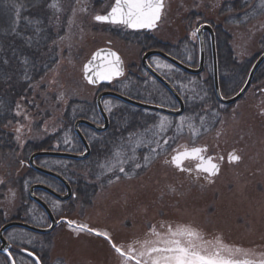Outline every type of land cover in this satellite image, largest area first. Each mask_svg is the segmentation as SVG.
Returning <instances> with one entry per match:
<instances>
[{"label": "rangeland", "instance_id": "374dc122", "mask_svg": "<svg viewBox=\"0 0 264 264\" xmlns=\"http://www.w3.org/2000/svg\"><path fill=\"white\" fill-rule=\"evenodd\" d=\"M234 1L165 0V10L159 27L162 40H171L165 33L170 28L174 32L175 27L171 25V20L178 8H185L184 12L178 11L177 17L184 20L190 35L188 43L192 41L196 48L192 52L193 55L185 50L183 59L189 65L198 67V38H193L191 32L201 24L207 23V19L202 16L204 10ZM113 4L114 0L71 2L69 13L67 12L65 19L60 21L59 26L64 29L58 30L59 36L52 47V57H55L53 69L16 101L12 113L9 107L0 111L13 115L6 129L13 135L16 144L14 151L0 153V227L20 215L24 205L21 181L25 182L24 191L27 195L32 185L42 181L37 178L26 181V177H30L28 161L31 155H26L29 144L41 143L50 137H61L62 147L69 152H75L72 135L74 123L85 113L83 105H86V110L89 111V105L96 101L99 93L98 88L90 86L84 79V65L97 50L110 48L118 52L126 69L131 75L139 78L128 81L129 87L123 85L127 84V80L121 82L123 93L140 97L150 104L178 108V104L167 96L153 79H147L145 87L143 83H139L142 77L147 76L141 69L142 58L147 50L111 34V30L121 31L123 27L103 24L94 19L98 14L109 12ZM182 13L184 14L181 15ZM177 26L179 28L178 24ZM222 28L231 36V47L238 64L243 65L255 60L252 68L258 56L264 52V16L252 18L245 25L225 23ZM175 45L179 46V42ZM207 49L210 52L209 45ZM150 63L157 72L179 88L185 101L192 96L201 97L202 94L208 93L205 86L209 78V90L215 92L210 61L209 73L198 77H186L183 72L158 57H153ZM250 70L243 76L240 87L232 95L224 94L226 97L234 96L240 91L248 79ZM111 88L116 89V85ZM201 102L202 99L199 104ZM106 103L111 107V111L106 110L109 114L115 110H124L116 101L108 99ZM215 108L216 106L207 103L202 109L203 113H206ZM225 110L218 124L208 134L191 124L195 132L199 133L195 134L188 128L187 120L182 131L177 133L180 121L176 122L162 114H159L160 117L155 118L154 123L146 130L129 134L122 141V149H116L112 151V156L102 159V165L108 160L116 165L113 171L98 168L95 181L90 179V171L80 173L86 182L99 185L97 196L90 207H83L79 203L71 207L46 194L40 196L51 206L57 218L107 231L117 245L126 247L133 240L152 238L148 236L151 227L158 232H164L169 225H189L198 229L205 240L214 241L216 237H220L224 244L249 251L251 255L247 258L260 260L264 258V76L258 79L255 77L253 85L243 98ZM69 112L72 115L70 125L66 119ZM164 117L170 122V126L166 131L159 132L155 126L159 125ZM98 120V123L102 122L101 118ZM17 128H20L21 132L18 133ZM149 129L151 131H148ZM18 135L19 140L16 138ZM130 136L133 140L140 137L145 141L156 139L160 141L161 146L157 147L153 143L137 148L136 161L129 160L124 164L123 166L128 168L126 174L122 173L117 180L116 177L112 178L115 171L119 172L114 154L119 150L126 154L124 158L133 155V144L128 142ZM173 136H176L174 141L163 143L164 139ZM182 145L204 146L209 155L224 156L222 170L213 183L204 185L202 181H194L180 174L173 165L165 163L175 154L172 149L182 150ZM151 149H156L155 153ZM144 150L146 152H143ZM231 152L237 153L241 159L230 163L228 153ZM144 156H150V159L145 161ZM135 162H139L142 167L136 168L137 174L127 176L128 170L133 168L130 166ZM41 165L49 170L61 171L64 168L61 162L43 161ZM44 182L59 192H65L64 187L54 180L47 179ZM36 208L33 204L30 212L21 215V220L26 222ZM32 223L40 227L50 225L44 213L41 221L38 218L32 220ZM74 229L75 225L62 223L51 234L53 245L49 252V264H121L122 258L104 237L87 232L78 234ZM7 239L17 248L36 247L39 242L43 243L42 240L18 229L10 230ZM41 253V256L45 255L43 251ZM18 264L32 263L19 257Z\"/></svg>", "mask_w": 264, "mask_h": 264}, {"label": "trees", "instance_id": "16d2710c", "mask_svg": "<svg viewBox=\"0 0 264 264\" xmlns=\"http://www.w3.org/2000/svg\"><path fill=\"white\" fill-rule=\"evenodd\" d=\"M73 1L74 0H0V111L2 108L9 107L12 113V108L16 101L21 98L32 85L42 80L47 73L53 69L55 57H52V47L59 36L58 30L63 31L64 29V27L59 26L60 21L65 19L69 11V4ZM53 3H56L58 6L55 8L51 7ZM259 5L260 0H235L234 2L225 3L219 7L212 6L210 8L211 10H204V13L202 12V16L207 19L206 22L216 27L218 55L221 63V87L223 93L226 95H232L240 87L243 76L248 74L255 60L248 61L243 65L238 64L231 47V36L222 28V25L225 23L231 25H245L248 24L252 18L255 19L264 16V9H261ZM17 7L20 9L18 22L16 19ZM184 10L185 8H178L171 20V25L175 27L174 32H172V28H170L167 29L165 33L171 40H162L160 31H158L156 35H152L127 32L123 29L121 31L111 30V34L127 43L140 46L144 50L160 49L179 59L181 62L188 64L183 59V52L188 50L187 52L193 55L192 52L195 50L196 46L192 41L188 43V41H190L189 30L186 28L184 20L177 17L179 14L178 11L184 12ZM183 14L184 13L181 15ZM60 15L62 16L60 17ZM37 21H39V23H37ZM178 42L179 46L175 45L176 43L178 44ZM5 61H7V63H5ZM25 61H27V63H25ZM184 75L189 77L186 74ZM262 76H264V65L259 70L256 77L258 79ZM133 78L137 77L130 75L127 78V87H129L128 83L133 81ZM210 81L211 79L209 78L207 81L208 84L205 86L209 91L208 93H205V95L202 94L201 98L198 95L199 98L197 96H192L191 99L186 101L187 108L183 116L185 120L193 124V126H196L199 130H203L205 134H208V132L210 133V131L215 128L221 115L226 112L224 109H228L215 101L213 92L209 90ZM139 83L142 84V80ZM124 86L126 85L124 84ZM176 88L180 92L177 86ZM116 90L122 92L119 83L116 85ZM132 98L142 100L140 97ZM201 99L202 102L199 104ZM207 103L216 106V108L203 113V105ZM119 104L123 106L124 110H115L112 112L111 119L113 125L105 135L91 142L92 155L88 160L72 161L46 158L38 160L40 165L43 161L61 162L63 164L64 168L61 169V171H53L65 177L74 188V197L64 204L73 207L75 204L79 203L83 207H90L97 196L99 185L86 182L80 173L90 171V179H93V181L97 180L98 173L95 172L101 165L100 161L108 156H112V151L122 149L124 145L122 141L129 134L136 132L140 133L144 129L146 130L154 123L153 121L155 118L160 117L159 114L156 113L146 112L122 103ZM93 108H95L94 103L90 104L88 107L89 110ZM12 119V114H3V112H0V153L2 154L9 153L15 149L16 144L13 135L6 129L8 123ZM66 119L68 125H70L72 123V115L70 112ZM171 119L178 122L181 118ZM72 135L75 150L81 147V143L78 141L73 131ZM200 136H202V134ZM57 138L50 137L41 143L29 144L26 155H32L37 151L50 148L67 151L62 147L60 142L61 137ZM56 139L58 141H56ZM143 152H146V150ZM130 167L133 168L128 170L129 174H127V176L129 175L132 177L133 174H137L138 170L134 165ZM101 169L104 171V168H100V170ZM125 169L127 170L128 168ZM121 175L122 173L115 171L112 178ZM31 178L40 179L42 180L40 181L41 183L48 185V183L44 182L48 178L43 177L33 170L30 171V177H26V181H30ZM104 181L107 182L106 180ZM21 182L23 183L21 190L24 205L19 212L20 215L15 219L19 221L21 220V215L30 212L34 204L24 191V180ZM42 217L43 211L37 206L36 210L30 213L29 219L26 222L34 224L32 220H37L39 218L41 221ZM1 222L2 221H0V223ZM27 234L42 240L43 243L39 242L36 244V247H16L13 254L16 264H18L19 257L25 258L32 264H35L33 260L24 253V249L37 255L43 264H49V252L53 245L52 236ZM41 251H43L45 255L41 256ZM0 264H10V261L7 257L0 256ZM59 264H62V262H59Z\"/></svg>", "mask_w": 264, "mask_h": 264}, {"label": "snow or ice", "instance_id": "6c2138e0", "mask_svg": "<svg viewBox=\"0 0 264 264\" xmlns=\"http://www.w3.org/2000/svg\"><path fill=\"white\" fill-rule=\"evenodd\" d=\"M57 6L56 3L51 5L53 8ZM259 6L261 9H264V0H260ZM164 8V0H114V4L111 6L109 12L103 15L98 14L94 19L100 23L121 25L132 30H152L157 27L158 22L161 20ZM19 17L20 9L17 7V22L19 21ZM199 31L200 27H197L191 32V36L196 38ZM189 59H191L190 56ZM167 67H171V65H167ZM84 72L89 83L95 84L97 81L111 82L124 75L123 61L118 53L101 49L94 53L92 59L84 66ZM88 73H93V75H88ZM105 108L111 111V107L107 103L105 104ZM184 125L185 119L181 117L180 123L177 126V133L182 131ZM168 126H170V122L164 117L160 120L159 125L155 127H158L159 132H164ZM188 128L195 132L191 123L188 124ZM16 131L19 133L21 129L17 128ZM148 131H151V129ZM158 134L154 133V135ZM195 134L198 135L199 133L195 132ZM16 138L19 140V135ZM175 139L176 136H173L164 139L163 143L168 144L169 140L174 141ZM128 142L133 144V155L131 157L124 158L126 154L119 150L114 154L119 165L118 171L125 174L126 169L123 165L128 163L129 160L136 161L137 148L142 145L149 146L153 143L157 147L161 146L159 140L145 141L142 137L133 140L130 136ZM181 148L182 150L173 148L172 150L175 154L172 155L171 160H166L165 163L173 165L179 171L191 173L193 169L184 167V162L194 160L196 161L194 171L197 173V179H199V174L201 173L207 174L206 178L209 179L219 174L221 165L217 161L224 160L223 156L214 157L207 155L208 150L204 146L189 147L182 145ZM151 151L155 153L156 149H151ZM143 158L145 161H148L150 156H144ZM240 159L241 157L235 153H230L228 157L230 163L239 161ZM101 167L106 168L108 171H113L116 165L108 160ZM134 167L139 169L142 165L139 162H135ZM116 178L118 180L120 177L117 176ZM67 223L70 226L75 225L74 230L78 234L80 232H87L104 237L111 248L122 258L121 264H264V258L260 260L249 259L247 258L251 255L249 251L224 244L220 237H216L214 241L205 240L198 229L189 225H177L175 227L169 225L164 232H158L154 227H151L148 236L152 238L146 237L143 240H133L125 247L117 245L107 231L89 227L87 224H77L71 220L67 221ZM25 251L27 250L25 249ZM11 255L9 253V256ZM28 255L32 256L34 253L29 252ZM12 264H15L14 260Z\"/></svg>", "mask_w": 264, "mask_h": 264}, {"label": "water", "instance_id": "95a60500", "mask_svg": "<svg viewBox=\"0 0 264 264\" xmlns=\"http://www.w3.org/2000/svg\"><path fill=\"white\" fill-rule=\"evenodd\" d=\"M107 24H109V23H107ZM156 28H154V29H156ZM154 29H152V30L142 29V30H146L148 32H151ZM130 30H132V29H130ZM142 30H133V31H142ZM206 32H209V34L211 36V39H212V54H213V58H214V88H215L216 99L218 100V102H220L223 105L232 106V105L236 104L239 100H241L243 98V96L247 93L249 88L252 86V83L254 81L255 75L257 74V72L259 71L261 66L264 64V53L258 58V60L254 64V66L252 67V69L250 71V74H249V77H248V80H247L246 84L244 85V87L242 88L243 91H240L237 95H235V96H233L231 98L224 97L222 95L221 88H220V82H219L217 50H216V45H215V32H214V29H213V27L211 25L204 24V25L200 26V31L197 34L198 37H199V42H200V66L197 69L189 67V66L183 64L179 60L173 58L172 56L168 55L167 53H165V52H163L161 50L148 51L144 55L143 60H142L143 68L152 77H154L159 83H161L173 95V97L179 103V109L178 110H172V109H168L166 107H162V106H158V105L147 104V103H144V102H140V101L128 98V97L123 96V95H121V94H119L117 92H114V91H105V92L101 93L98 96V98H97L98 110H99V112H100V114H101V116L103 118L104 124L102 126H99V125L91 123V122H89L87 120H78L76 122V124H75V133L77 134V136L79 137L80 141L82 142V144L84 145V148H85V153L84 154H73V153L59 152V151H40V152H37V153L33 154L31 156L30 162H29L30 167L33 168L35 171L43 174V175L49 176V177L59 181L66 188V194H59L56 191H54L53 189H51V188H49L47 186L41 185V184H36V185H34V186H32L30 188V190H29L30 198L39 207H41L42 210L46 213L47 217L50 220V226L48 228H39V227L30 225V224H27V223L21 222V221H11V222H8L7 224H5L2 227V229L0 230V253L1 254H5L9 258L11 264H12V261L14 260L12 255L9 256V253H10V251L12 249V245L9 243V241L5 237V233L9 229L20 228V229H24L26 231H29V232H32V233H35V234L47 235V234H51L52 232H54V230L61 223L67 222V220H57V218L55 217V215H54L53 211L51 210V208L49 207V205L46 202H44L42 199H40L35 194V192L37 190H42V191L47 192L51 196L55 197L56 199L65 202V201H68V200H70L72 198V196H73V188L69 184V182L64 177H62L60 174L55 173V172L50 171V170H47V169H44L42 167H39L36 164V159L37 158H41V157H51V158L68 159V160H75V161H83V160L88 159L90 154H91V149H90L89 143L87 142V139L85 138V136L81 132L80 128H81V126L85 125V126H88V127L92 128V129H94L97 132H105V131H107V129L109 127V117H108V115H107V113H106V111L104 109V106H103V99L106 98V97H110V98H114V99L120 100V101H122V102H124V103H126V104H128L130 106H133V107H136V108H139V109L152 111V112H157V113H161V114L168 115V116L179 117V116L183 115V113L185 112V103H184L183 99L181 98L179 93L174 89V87L167 80H165L157 71H155L150 66V64L148 63V60H149V58H151L153 56H158V57L163 58L164 60L168 61L172 65L176 66L177 68L181 69L182 71H184V72H186L188 74L200 75L204 71V64H205V53L206 52H205V46H204V35L206 34ZM103 49L105 51H108V50L114 51V50L109 49V48H103ZM114 52H116V51H114ZM92 57H91V59H92ZM97 63H99V61H97ZM123 68H124V75H125V65H124V63H123ZM88 75H93V73H88ZM124 75L122 77H124ZM122 77H118L116 79H120ZM84 78H85V80L87 81V83L89 85L95 86V87L99 86L101 84H109V83H111V82L116 80V79H114L111 82H108V81H97L95 84L89 83L85 72H84ZM24 253L27 256H29L32 260H34V262L36 264H42L37 256H35V255L30 256V255H28L29 252H27V251H24Z\"/></svg>", "mask_w": 264, "mask_h": 264}, {"label": "flooded vegetation", "instance_id": "af4514ba", "mask_svg": "<svg viewBox=\"0 0 264 264\" xmlns=\"http://www.w3.org/2000/svg\"><path fill=\"white\" fill-rule=\"evenodd\" d=\"M207 37H209V36H206L205 37V41H206V50H207V55H206V57H205V64H204V68H205V70H204V72L202 73V74H204V73H206V72H208V61H210V63H211V73H212V77H213V71H214V58H213V55H212V53H211V51H210V49H209V51L210 52H208V45L210 46L211 45V42H210V38L208 39ZM216 44H217V35H216ZM145 53H147V51L145 52ZM144 53V54H145ZM150 60H151V58L149 59V63H150ZM198 62H200V61H198ZM218 64H219V74L221 73V63H220V58L218 57ZM192 66V65H191ZM210 66V65H209ZM193 67V66H192ZM198 67H199V65H198ZM194 68H197V67H194ZM144 73H146V75L147 76H145L144 78L142 77L141 78V80H142V83H143V85H144V87H145V84L147 83V79H149V78H151V79H153L145 70H144ZM209 73V72H208ZM201 74V75H202ZM165 78V77H164ZM165 79H167V78H165ZM220 79H221V75H220ZM154 80V79H153ZM169 82H171L169 79H167ZM154 81H156V80H154ZM157 82V81H156ZM172 83V82H171ZM157 84L158 85H160L161 86V84H159V82H157ZM175 86V85H174ZM162 88V87H161ZM164 88V87H163ZM162 88V90L165 92V94L167 95V96H169V97H171L172 98V100H174V102H176L177 103V101L174 99V97L170 94V92L169 91H167L165 88L163 89ZM176 90H177V88H176ZM178 91V90H177ZM223 91V90H222ZM179 92V91H178ZM180 93V92H179ZM199 98V97H198ZM201 98V97H200ZM145 101V100H144ZM186 102V101H185ZM178 104V103H177ZM187 105V104H186ZM86 105H83V107L85 108L84 109V114L79 118V119H85V120H89V121H91V122H93L94 124H96V125H99V126H101V125H103V120H102V122H99L98 123V118L100 119L101 118V116H100V114L98 113V110H97V107H95V108H93V109H91V110H86V107H85ZM207 106V104H205V105H203V107H206ZM211 106H212V104H211ZM227 108H231V107H227ZM86 111H87V113H86ZM89 113V114H88ZM109 114V113H108ZM102 119V118H101ZM109 119H110V121H109V127H108V130L105 132V133H98L97 131H95V130H93V129H91L90 127H87V126H82L81 127V132L83 133V135L87 138V140H88V142L90 143V146H91V142L92 141H94V140H97V139H99V137L100 136H102V135H105L110 129H111V127H112V125H113V122H112V119H111V114H109ZM92 148V147H91ZM75 152L76 153H79V154H81V153H84L85 152V149H84V147L81 145V147L80 148H78V149H76L75 150ZM231 153H235V152H231ZM91 154H92V149H91ZM207 155H209V153H208V151H207V153H206ZM228 154H230V153H228ZM236 155H238L237 153H235ZM211 156H214V157H218L217 155H211ZM172 157V156H171ZM170 157V158H171ZM224 157V156H223ZM168 159V160H171V159ZM223 161L224 160H222V161H217L218 163H220V165H221V170H222V163H223ZM37 162V164H39L40 165V163H39V161L37 160L36 161ZM101 162V161H100ZM195 164H196V161H194V160H187V161H185L184 162V167H186V168H191V169H193V171L191 172V173H189V172H182V171H179L178 169V171L180 172V174H183V175H185L186 177H188V178H190V179H192V180H194V181H202L203 183H204V185H207V184H209V183H213L214 182V180H215V178H206V176H207V174H203V173H201V174H199V179H197V173L194 171V168H195ZM221 172V171H220ZM37 194H39V193H37Z\"/></svg>", "mask_w": 264, "mask_h": 264}]
</instances>
